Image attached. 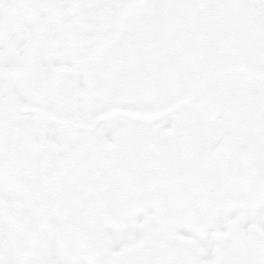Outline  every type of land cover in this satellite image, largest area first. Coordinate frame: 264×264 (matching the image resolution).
I'll return each mask as SVG.
<instances>
[{
  "label": "snow or ice",
  "instance_id": "6c2138e0",
  "mask_svg": "<svg viewBox=\"0 0 264 264\" xmlns=\"http://www.w3.org/2000/svg\"><path fill=\"white\" fill-rule=\"evenodd\" d=\"M0 264H264V0H0Z\"/></svg>",
  "mask_w": 264,
  "mask_h": 264
}]
</instances>
